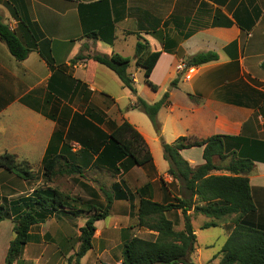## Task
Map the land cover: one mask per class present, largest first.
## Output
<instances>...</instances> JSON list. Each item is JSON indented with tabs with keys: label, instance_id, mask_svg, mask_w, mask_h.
<instances>
[{
	"label": "crops",
	"instance_id": "obj_1",
	"mask_svg": "<svg viewBox=\"0 0 264 264\" xmlns=\"http://www.w3.org/2000/svg\"><path fill=\"white\" fill-rule=\"evenodd\" d=\"M14 13L27 14L40 41L49 43L54 65L61 70H50L38 50L17 62L0 41V155H14L37 178L35 184H30L0 170V202L5 199L6 190L15 197L7 207L10 202L32 197L37 187L46 183L44 159L55 155H63L82 167L83 177L91 174L97 184L106 185L103 177L109 178L110 189L118 184L132 197L114 200L110 216L95 223L92 247L79 264H86L91 256H95V264H120L125 242L134 237L148 241L156 238L155 232L136 226V191L148 185L142 195L158 203L182 196L180 183L167 175L162 142L171 144L185 136L202 140L220 135L236 138L225 141V156L235 153L253 160L248 180L255 211L246 215L242 224L264 232V70L260 67L264 62V0H0V17L16 31L23 45H32L19 30ZM88 30H104L106 36L112 30L113 41L107 44L86 38ZM137 35L147 42L151 53H159L149 77L157 90L149 99L139 95L146 94L140 84L148 86L143 70L134 65ZM201 52H213L218 59L188 66V59ZM112 53L130 60L128 72L137 97L154 104L168 93V104L156 117L159 134L135 114V97L113 72L91 61L71 63L77 55ZM179 64L193 69L189 80L185 73L178 72ZM124 121L144 139L151 162L139 167L123 159L115 167L98 165L96 159L105 142ZM202 150L186 149L180 151V156L195 168L204 163ZM230 160L213 158L219 168L213 175H228L224 169ZM163 181L172 182V188L165 185L163 190ZM98 191L93 197L84 198L88 205L101 199ZM187 214H192V210ZM167 217L177 231L181 230L180 211ZM204 218L191 217L196 239L194 223L199 220L202 229L210 221ZM233 218L214 227L223 231V244L234 228ZM84 224L85 219L80 216L51 215L30 229L17 264H43L47 248H51L53 263L45 264H69ZM5 225L12 232V221L0 223V227ZM115 233L117 242L109 239ZM11 239H6L0 256L3 264ZM70 239L76 241L72 243ZM34 246L41 248L33 258L27 253ZM118 249L120 254L116 255ZM195 252L196 264H205L198 250Z\"/></svg>",
	"mask_w": 264,
	"mask_h": 264
},
{
	"label": "trees",
	"instance_id": "obj_2",
	"mask_svg": "<svg viewBox=\"0 0 264 264\" xmlns=\"http://www.w3.org/2000/svg\"><path fill=\"white\" fill-rule=\"evenodd\" d=\"M14 17L19 22V30L29 37L32 45H23L16 31L11 30L0 17V41L6 46L9 54L17 62H22L31 51L38 50L50 70H61L54 65L49 43L40 41L41 38L27 14L19 16L14 13ZM85 37L101 40L107 44L113 41L112 30L107 36L104 35V30H88L85 31ZM158 57L159 53H151L147 42L137 35L134 65L143 70L144 83L154 92L157 87L151 83L149 77ZM217 59L218 56L213 52H201L190 57L187 65L195 67ZM78 61H91L113 72L123 88L135 97L132 108L143 113L149 119L155 133L159 134L156 117L160 109L168 104L167 92L154 104H148L137 97L134 82L128 72L130 60L117 53L109 56L77 55L71 63ZM260 67L264 70V62ZM228 140L236 141V138L214 135L201 140L185 136L177 138L171 144L162 142L163 159L168 165L167 175L180 183L182 196L175 197L167 203H158L142 195L148 185L136 191L139 197L136 226L155 232L156 238L148 241L134 237L125 242L120 264H194L190 260V255L196 246V237L191 224L193 215H201L210 220L202 226V229L217 227L220 221L234 216L232 220L234 228L220 249L219 264H264V232L242 224V219L255 211L248 180L253 160L238 157L235 153L225 156V141ZM194 147L203 148L204 163L191 168L180 156V151ZM215 157L231 158L229 165L224 169L228 175H213V172L219 170L213 163ZM123 159H129L139 167L152 160L144 139L126 121L112 131L109 140L104 144L103 151L97 156L96 163L115 167ZM112 169L118 171L116 168ZM0 170L23 181L35 179L30 168L25 163L18 162L12 154L0 155ZM42 171L46 183H51L57 177L82 178L84 169L63 155H55L44 159ZM99 191L105 202L103 209L93 205L76 208L70 204L75 203L76 200L48 186L36 189L32 197L10 202L7 208L0 206V223L4 220H11L13 223V238L9 242L4 264H17L28 242L30 229L44 223L51 215L63 213L79 217L89 214L84 226L79 230L78 249L69 258L78 264L92 247L95 223L109 216L114 200H130L132 197V194L123 191L118 184L112 186L110 190L100 187ZM191 210L192 214L188 215L187 212ZM175 211L181 212L182 228L179 231L174 229L173 222L167 217V214Z\"/></svg>",
	"mask_w": 264,
	"mask_h": 264
},
{
	"label": "rangeland",
	"instance_id": "obj_3",
	"mask_svg": "<svg viewBox=\"0 0 264 264\" xmlns=\"http://www.w3.org/2000/svg\"><path fill=\"white\" fill-rule=\"evenodd\" d=\"M140 87L147 94V95L146 94H142L140 92L141 94H139V95H142V97H144V99H149V96H153L154 95V92L151 91L145 85H142V83L140 84ZM161 112H163V109H162ZM161 112H160V114H161ZM135 114L140 116V118H142V120H144L148 124V126L152 127L150 121L148 120V118L143 113L135 111ZM160 118H162V115H161ZM92 176L93 175L86 173L85 176L82 177L84 182L82 180H80L79 178H77V177H73V178L57 177V178H54L51 183H45L42 186L39 185L37 188H44L45 186H48V187H50L52 189H55L59 193H61L63 195H67L71 199L76 200L75 203H70L72 206H75L76 208H82V207L88 205L87 203H89V202H86V200L84 199L86 196L93 197V195L96 194L94 192L98 191V189L100 187H102L105 190H110V186H109L110 179L109 178L103 177V181L106 182V185H100V184H97L98 183L97 181L95 182L94 179H92ZM36 179L37 178H35L33 181H30V184L31 183L35 184L37 182ZM165 185L166 186H171L170 188H172L173 183L171 182L170 184H168V183L163 181L161 183V187H162L163 190L165 189ZM98 193L100 194L101 199H99L98 202L96 200H93L91 203H92L93 206H96V207H99L100 209H103V207L105 205V202L103 200L104 198H103L102 194L99 191H98ZM12 194L13 193H9L8 190H6V194H5L6 197H5V199L3 201L0 202V205L4 206L5 208H7V203L9 202V200L15 198V197H13ZM91 203L89 205H91ZM110 213H111V210L109 212V216H110ZM87 216H89V214L88 215H82L80 217H82L86 221V217ZM204 220L207 221L206 218H204ZM200 225H201V222L199 220L194 223V226L197 227L196 231L198 233V237L196 239L195 249L191 253L192 256L190 255L191 256L190 260L194 264H196V262L194 260L196 258V252L195 251L198 250V252L200 254V259L202 261H205V264H217L219 259H220V256L218 255V253H219L220 247L222 246L223 241H224L223 240V238H224L223 237V231L220 230L219 228L200 229ZM174 229H175V227H174ZM117 236H118L117 233L112 234L109 237V239L111 241H113V242H117ZM12 237H13V234H12V232L10 230H8V226L5 225V226L0 227V256L2 255V252H3L4 248L6 247V239H11ZM77 240H78V237H77ZM75 241H76L75 239H70V242H72V243L75 242ZM40 248L41 247H39V246L29 247V252L27 254L30 255L31 257H33V256L36 255L37 251ZM77 249H78V246H77V248H74V253L77 251ZM119 250L120 249L117 250L116 255H119L120 252L122 254V246H121V251L120 252H119ZM115 252H116V250H115ZM49 253H50L51 256L50 255L48 256ZM27 254L25 253V256H28ZM31 254H33V255H31ZM52 257H53V255H52L51 248H47L46 249V256L44 257L42 263L43 264H45V263H53ZM94 257L95 256H91V258L88 259L86 264H95ZM121 257H122V255H121ZM103 259H107V256H104ZM213 261H215V262H213ZM68 263L69 264H75V262L73 260H68ZM0 264H3V263L0 262ZM30 264H35V262H31ZM78 264H79V262H78Z\"/></svg>",
	"mask_w": 264,
	"mask_h": 264
},
{
	"label": "built area",
	"instance_id": "obj_4",
	"mask_svg": "<svg viewBox=\"0 0 264 264\" xmlns=\"http://www.w3.org/2000/svg\"><path fill=\"white\" fill-rule=\"evenodd\" d=\"M8 26L11 30H14L10 25H8ZM177 70H178V72L185 73V79L186 80H189L191 75L193 74V69L191 67L184 65V64H179L177 66Z\"/></svg>",
	"mask_w": 264,
	"mask_h": 264
}]
</instances>
